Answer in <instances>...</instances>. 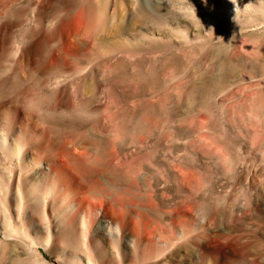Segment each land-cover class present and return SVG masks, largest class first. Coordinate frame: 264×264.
I'll list each match as a JSON object with an SVG mask.
<instances>
[{"label":"rangeland","instance_id":"rangeland-1","mask_svg":"<svg viewBox=\"0 0 264 264\" xmlns=\"http://www.w3.org/2000/svg\"><path fill=\"white\" fill-rule=\"evenodd\" d=\"M0 264H264V0H0Z\"/></svg>","mask_w":264,"mask_h":264}]
</instances>
